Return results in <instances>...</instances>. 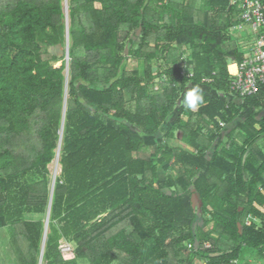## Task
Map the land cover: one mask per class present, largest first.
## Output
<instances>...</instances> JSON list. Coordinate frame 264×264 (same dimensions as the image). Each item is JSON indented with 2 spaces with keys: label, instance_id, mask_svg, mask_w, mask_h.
<instances>
[{
  "label": "trees",
  "instance_id": "trees-1",
  "mask_svg": "<svg viewBox=\"0 0 264 264\" xmlns=\"http://www.w3.org/2000/svg\"><path fill=\"white\" fill-rule=\"evenodd\" d=\"M231 1L68 0L67 25L0 0V264L264 260V85L230 89Z\"/></svg>",
  "mask_w": 264,
  "mask_h": 264
},
{
  "label": "built area",
  "instance_id": "built-area-1",
  "mask_svg": "<svg viewBox=\"0 0 264 264\" xmlns=\"http://www.w3.org/2000/svg\"><path fill=\"white\" fill-rule=\"evenodd\" d=\"M240 9L238 23L232 28L250 32L244 58L235 64L230 89L239 96H249L264 85V0H232ZM237 37V36H236ZM59 249L64 258L74 257L72 245L61 241Z\"/></svg>",
  "mask_w": 264,
  "mask_h": 264
},
{
  "label": "rangeland",
  "instance_id": "rangeland-1",
  "mask_svg": "<svg viewBox=\"0 0 264 264\" xmlns=\"http://www.w3.org/2000/svg\"><path fill=\"white\" fill-rule=\"evenodd\" d=\"M62 6H63V9H64V13L67 16L65 22L68 25V0H63ZM249 38H250V32H248V31H244L243 29L242 30H238V35H236V33L234 32L235 42H237L239 44V46L241 47V49L243 51H245V46L248 43L247 42V39H249ZM134 63L135 62L129 63V67L128 68L129 69H132L135 66ZM230 65H231L230 70L233 71L234 70V66H233L232 63H230ZM231 68H233V69H231ZM65 75H66V78L68 79L67 69L65 70ZM178 144L180 146H182V143L178 142ZM48 167H49V170H50V176H51V180H52V184H53L54 178L57 177V176H59L60 171H61V168H60V165H59V156L58 155L55 156V158L51 161V163L48 165ZM27 218L34 219V218H36V216L35 215H32V214H28L27 215ZM47 220L48 219H45L44 220L45 221V224H47ZM5 237H6L5 236V232L3 230H0V243H3L1 241H4L5 240ZM5 249L7 251V254H8L9 259L13 261L14 254H13L12 250L9 248L8 245H6ZM251 252L252 251H250V253L249 252L244 253V257L247 259V255L248 254H251L252 256H255L256 255V253H255V255H253L252 253H254V252H252V253ZM251 262H252V264H264V260L258 261L255 258H252L251 259ZM77 264H88V260L87 259H84V258H82V259L79 258V259H77ZM112 264H118V262L117 261H114Z\"/></svg>",
  "mask_w": 264,
  "mask_h": 264
},
{
  "label": "clouds",
  "instance_id": "clouds-1",
  "mask_svg": "<svg viewBox=\"0 0 264 264\" xmlns=\"http://www.w3.org/2000/svg\"><path fill=\"white\" fill-rule=\"evenodd\" d=\"M180 102L186 108H188L192 111L197 110L199 107L203 106L206 103L204 95H203V91L199 86H193L190 89L186 90V92H185V94H184V96ZM72 258H70V259H72ZM64 259H66V258H64Z\"/></svg>",
  "mask_w": 264,
  "mask_h": 264
},
{
  "label": "water",
  "instance_id": "water-1",
  "mask_svg": "<svg viewBox=\"0 0 264 264\" xmlns=\"http://www.w3.org/2000/svg\"><path fill=\"white\" fill-rule=\"evenodd\" d=\"M65 54H66V58H67V50H65ZM47 222H48V220H47ZM43 244H44V242H43ZM43 246V245H42ZM40 264V263H39Z\"/></svg>",
  "mask_w": 264,
  "mask_h": 264
},
{
  "label": "bare ground",
  "instance_id": "bare-ground-1",
  "mask_svg": "<svg viewBox=\"0 0 264 264\" xmlns=\"http://www.w3.org/2000/svg\"><path fill=\"white\" fill-rule=\"evenodd\" d=\"M201 128V127H200ZM62 135V134H61ZM83 185V184H82ZM49 223V222H48Z\"/></svg>",
  "mask_w": 264,
  "mask_h": 264
}]
</instances>
